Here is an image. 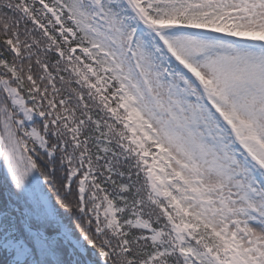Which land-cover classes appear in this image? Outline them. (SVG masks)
<instances>
[{
	"label": "snow or ice",
	"instance_id": "snow-or-ice-1",
	"mask_svg": "<svg viewBox=\"0 0 264 264\" xmlns=\"http://www.w3.org/2000/svg\"><path fill=\"white\" fill-rule=\"evenodd\" d=\"M0 264H264V0H0Z\"/></svg>",
	"mask_w": 264,
	"mask_h": 264
}]
</instances>
